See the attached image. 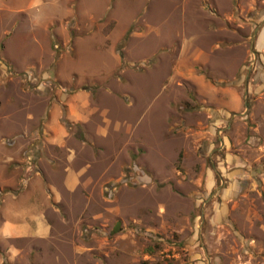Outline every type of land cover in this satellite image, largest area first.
Returning a JSON list of instances; mask_svg holds the SVG:
<instances>
[{
  "label": "rangeland",
  "instance_id": "1",
  "mask_svg": "<svg viewBox=\"0 0 264 264\" xmlns=\"http://www.w3.org/2000/svg\"><path fill=\"white\" fill-rule=\"evenodd\" d=\"M262 28L264 0H0V223L53 225L0 264H264ZM82 95L101 164L64 210L32 150Z\"/></svg>",
  "mask_w": 264,
  "mask_h": 264
},
{
  "label": "crops",
  "instance_id": "2",
  "mask_svg": "<svg viewBox=\"0 0 264 264\" xmlns=\"http://www.w3.org/2000/svg\"><path fill=\"white\" fill-rule=\"evenodd\" d=\"M264 28L258 35L257 47L261 48L264 39L261 35ZM65 106V120L71 125L83 126L89 116L94 114V110L89 107L87 96H70L67 98ZM50 114L55 123L62 114L60 107L50 110ZM58 121V122H57ZM106 121V120H105ZM54 123V124H55ZM108 123L106 122V129ZM118 126L116 127V129ZM106 129L100 127L98 135L102 136ZM80 130V129H79ZM69 127H57L44 129L42 131L41 145L36 146L32 151L35 155L36 163L40 164L42 176L46 179L48 191L56 199V204L61 205L64 210L68 209L70 203L62 194L83 195V190L93 183L95 179L91 176V169L100 159L94 156L93 149H84V137L81 131L71 132ZM98 164H101L97 162ZM93 171V170H92ZM39 173V171H38ZM101 173V172H100ZM99 173V174H100ZM98 177V176H97ZM33 178L25 182L26 187L22 189L21 194H27L30 183ZM42 181V180H41ZM39 182L37 197L42 195V182ZM83 197V196H82ZM27 207L19 209L17 212H6L0 223V235L6 238L14 239H46L51 236L53 225L44 213V207L37 199L27 202ZM60 204V205H59ZM16 212V213H15ZM50 214H52L50 212ZM55 215V213H53ZM9 216V217H8ZM8 217V218H7Z\"/></svg>",
  "mask_w": 264,
  "mask_h": 264
},
{
  "label": "water",
  "instance_id": "3",
  "mask_svg": "<svg viewBox=\"0 0 264 264\" xmlns=\"http://www.w3.org/2000/svg\"><path fill=\"white\" fill-rule=\"evenodd\" d=\"M118 227H119V223L114 227L113 233H115L118 230Z\"/></svg>",
  "mask_w": 264,
  "mask_h": 264
},
{
  "label": "trees",
  "instance_id": "4",
  "mask_svg": "<svg viewBox=\"0 0 264 264\" xmlns=\"http://www.w3.org/2000/svg\"><path fill=\"white\" fill-rule=\"evenodd\" d=\"M62 122L64 123V125L66 126V127H68L69 125H68V122H66L65 120H62ZM181 156H180V154H179V158H180Z\"/></svg>",
  "mask_w": 264,
  "mask_h": 264
}]
</instances>
